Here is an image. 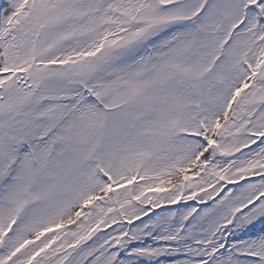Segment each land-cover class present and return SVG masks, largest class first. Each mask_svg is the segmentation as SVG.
<instances>
[{
    "label": "snow or ice",
    "instance_id": "6c2138e0",
    "mask_svg": "<svg viewBox=\"0 0 264 264\" xmlns=\"http://www.w3.org/2000/svg\"><path fill=\"white\" fill-rule=\"evenodd\" d=\"M0 264H264V0H0Z\"/></svg>",
    "mask_w": 264,
    "mask_h": 264
}]
</instances>
